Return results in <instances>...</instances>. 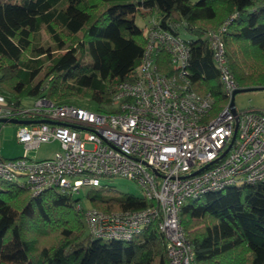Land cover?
I'll return each mask as SVG.
<instances>
[{
    "label": "trees",
    "instance_id": "1",
    "mask_svg": "<svg viewBox=\"0 0 264 264\" xmlns=\"http://www.w3.org/2000/svg\"><path fill=\"white\" fill-rule=\"evenodd\" d=\"M136 15H154L159 27L187 35L190 88L210 92L215 109L225 95L206 30L224 26L221 39L238 88L264 87V0H0V93L15 106L24 96L74 105L75 97L88 96L95 110L110 107L113 86L133 78L145 46ZM42 28L52 42L47 47L33 42ZM52 46L59 51L50 53ZM155 56L161 73L176 70L163 48ZM85 198L105 211L146 205L105 182ZM77 199L55 188L32 194L0 179V264H169L156 223L129 240L93 238ZM179 218L191 264H264V183L188 199Z\"/></svg>",
    "mask_w": 264,
    "mask_h": 264
},
{
    "label": "built area",
    "instance_id": "2",
    "mask_svg": "<svg viewBox=\"0 0 264 264\" xmlns=\"http://www.w3.org/2000/svg\"><path fill=\"white\" fill-rule=\"evenodd\" d=\"M143 29L146 41L136 74L114 85L104 110L55 104L44 97L22 99L15 106L0 93V118L48 121L16 124L24 152L0 156V179L32 194L55 188L78 197L75 208L83 212L93 238L129 240L156 223L166 239L168 263L191 264L193 250L180 224V209L205 192L264 183V109L232 110L238 85L221 39L224 26L204 33L225 95L217 109L210 92L190 88L184 36L159 27L154 15ZM158 48L168 53L176 69L172 73L157 69ZM53 140L60 147L51 156L27 155ZM113 176L135 180L146 205L116 211L85 208L86 191Z\"/></svg>",
    "mask_w": 264,
    "mask_h": 264
},
{
    "label": "rangeland",
    "instance_id": "3",
    "mask_svg": "<svg viewBox=\"0 0 264 264\" xmlns=\"http://www.w3.org/2000/svg\"><path fill=\"white\" fill-rule=\"evenodd\" d=\"M195 1V0H192ZM146 10H144L145 12ZM151 15H147L142 18L140 15L135 16V23L138 26H143L147 24V19ZM182 36L187 37L185 33H181ZM33 42H35L38 46L47 47L49 44H52L50 37L46 30L42 28L37 34H35L33 38ZM65 48V47H63ZM59 50L52 46L50 49V53H57ZM26 55H29V52H26ZM42 60L49 64L50 59L45 54H40ZM86 59V58H85ZM40 74L39 76H41ZM114 87V86H113ZM24 101H29L27 96L22 97ZM75 103L78 106L89 110H95L96 105L95 102L90 100L88 96L83 97H75ZM234 105L237 109H243L248 107H255L264 109V88L260 89H251L245 90L235 93L233 97ZM107 108V107H106ZM16 127L17 125L11 122H0V156L1 157H14L22 155L24 152V147L21 143H19L16 139ZM60 147L59 143L55 140L49 142H42L37 148L29 149L27 155L32 158H42L51 156L56 150ZM105 183L112 185L116 190L122 193H130L135 196H142L143 191L139 184L132 179L124 178V177H106L103 179ZM82 205L86 208L92 206L89 200L82 199ZM93 207V206H92ZM112 211H116L118 209H111ZM104 211V210H103ZM87 231V229H86Z\"/></svg>",
    "mask_w": 264,
    "mask_h": 264
},
{
    "label": "water",
    "instance_id": "4",
    "mask_svg": "<svg viewBox=\"0 0 264 264\" xmlns=\"http://www.w3.org/2000/svg\"><path fill=\"white\" fill-rule=\"evenodd\" d=\"M260 88H264V87H242V88H237L233 91L232 93V97H231V107H232V110H235V105H234V101H233V97L235 95V93L237 92H240V91H245V90H251V89H260ZM39 121H43V122H48L47 120L45 119H39V120H20V119H16V118H0V122H11V123H14V124H20V123H23V124H29L31 122H39Z\"/></svg>",
    "mask_w": 264,
    "mask_h": 264
}]
</instances>
